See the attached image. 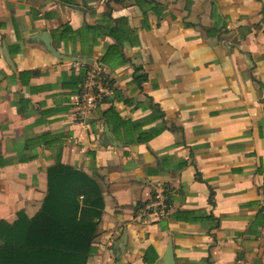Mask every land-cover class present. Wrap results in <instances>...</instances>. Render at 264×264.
I'll use <instances>...</instances> for the list:
<instances>
[{
	"label": "crops",
	"instance_id": "0c3cea01",
	"mask_svg": "<svg viewBox=\"0 0 264 264\" xmlns=\"http://www.w3.org/2000/svg\"><path fill=\"white\" fill-rule=\"evenodd\" d=\"M83 64L111 81L84 123ZM57 161L102 191L86 264H264V0H0V220Z\"/></svg>",
	"mask_w": 264,
	"mask_h": 264
},
{
	"label": "trees",
	"instance_id": "16d2710c",
	"mask_svg": "<svg viewBox=\"0 0 264 264\" xmlns=\"http://www.w3.org/2000/svg\"><path fill=\"white\" fill-rule=\"evenodd\" d=\"M93 29L88 27L89 32L94 33ZM115 29L108 33L117 35ZM60 31L79 33L68 25ZM102 62H109L107 53ZM91 66L82 65L76 84L84 80ZM102 78L110 88L111 81L103 73ZM138 78L145 75L136 74V83ZM103 208L102 191L95 178L57 161L46 170V193L39 210L31 217L20 211L13 223L0 220V264H86Z\"/></svg>",
	"mask_w": 264,
	"mask_h": 264
},
{
	"label": "built area",
	"instance_id": "2783aa9c",
	"mask_svg": "<svg viewBox=\"0 0 264 264\" xmlns=\"http://www.w3.org/2000/svg\"><path fill=\"white\" fill-rule=\"evenodd\" d=\"M102 79V71L98 67H93L79 84L78 92L72 97V104L82 123L90 117L108 93L102 86Z\"/></svg>",
	"mask_w": 264,
	"mask_h": 264
},
{
	"label": "water",
	"instance_id": "95a60500",
	"mask_svg": "<svg viewBox=\"0 0 264 264\" xmlns=\"http://www.w3.org/2000/svg\"><path fill=\"white\" fill-rule=\"evenodd\" d=\"M42 41L44 42L46 48L55 56L62 58V59H69V60H74V61H80V62H84V63H92L93 60L90 58H68L65 56L60 55L59 53H57L50 45V36L48 34H45ZM165 264H174V257H173V253H172V246L169 245L168 246V250L166 252L165 255Z\"/></svg>",
	"mask_w": 264,
	"mask_h": 264
}]
</instances>
